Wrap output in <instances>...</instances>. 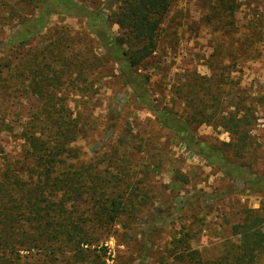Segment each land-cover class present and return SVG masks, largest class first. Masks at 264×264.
<instances>
[{
  "label": "trees",
  "instance_id": "trees-1",
  "mask_svg": "<svg viewBox=\"0 0 264 264\" xmlns=\"http://www.w3.org/2000/svg\"><path fill=\"white\" fill-rule=\"evenodd\" d=\"M23 1L34 11L20 17L8 38L0 40V102L6 104L7 96H37L42 107L14 127L7 122V106L0 107V130L5 125L22 141L18 155L0 158V264H106V249L92 248L89 224L119 223L133 229L131 223L147 203L146 193L133 187L131 178L137 174L123 170L122 177L108 178L98 162L88 165L82 160L74 142L88 133L89 118L75 116L69 102L70 94L92 91L94 78L115 75L116 65L136 106L146 108L189 151L242 191L263 196L259 207H243L231 236L213 246L194 247L192 240L203 227L194 220L183 223L168 244L171 259L165 254L163 264H264V147L253 133L259 124L256 97L230 77L234 69L227 65L211 68L209 76L187 73L178 88L187 114L168 108L154 95L152 70L158 63L153 59L173 0H120L111 18L102 7L89 10L75 0ZM206 1L210 21L233 17L241 6L237 0ZM53 14L84 17L85 28L53 26ZM114 24L120 35L112 31ZM201 124L222 127L230 140L200 139ZM124 140L110 153L111 160L123 157ZM189 182L186 173L174 171L170 188L182 196L180 211L192 198L223 196L191 192Z\"/></svg>",
  "mask_w": 264,
  "mask_h": 264
},
{
  "label": "rangeland",
  "instance_id": "rangeland-1",
  "mask_svg": "<svg viewBox=\"0 0 264 264\" xmlns=\"http://www.w3.org/2000/svg\"><path fill=\"white\" fill-rule=\"evenodd\" d=\"M75 1L93 11L102 7L107 18L112 17L120 3V0ZM262 3L264 0H257L253 5H241L233 17L210 21L206 18L210 13L208 1L173 0L160 27L158 49L153 59V63L158 65L152 70V84L154 95L161 103L184 115L187 111L178 88L187 79L189 71L209 76L213 67L227 65L233 68L230 77L238 79L258 102L259 124L253 133L264 147ZM33 11L34 6L23 0H0V40L8 38L20 17ZM251 19L254 21L250 22ZM50 22L53 26L65 24L78 31L85 28V18L73 15L53 14ZM112 31L116 35L121 34L117 24L112 25ZM2 52L0 50V55ZM114 73L113 76L94 78V89L89 93L81 96L70 94L69 102L75 116L82 114L89 118L90 126L88 133L74 145L81 151L85 163L98 162V167L108 178L122 177L123 170L131 175L136 173L137 177L131 178L133 187L139 193H146L147 203L131 223L132 230L119 223H90L92 248L106 249V264H139L141 261L143 264H163L167 257L170 258L168 244L183 223L194 220L195 224L203 227L192 240L194 247L207 248L230 237L232 225L241 219L240 210L246 206L259 207L263 196L242 191L241 185L227 180L220 170L207 166L171 130L162 127L146 108L134 104L118 77L117 65ZM223 88L228 93V85L224 84ZM5 106L7 122L14 127L41 109L42 100L37 96H7L6 104L0 102V107L4 109ZM197 134L208 142L213 139L230 140L229 133L222 127L209 124L198 125ZM123 138L120 150L123 157L111 160L110 153ZM21 144L22 141L4 125L0 130V158L6 154L18 155ZM140 147L141 152L138 153ZM147 167L150 168L149 174H146ZM175 170L190 177L187 190L219 193L222 198H192L180 211L182 196L172 193L170 188ZM145 174L146 178L142 179ZM126 183L123 180L121 184L126 186ZM144 240L147 241L146 247H143Z\"/></svg>",
  "mask_w": 264,
  "mask_h": 264
},
{
  "label": "built area",
  "instance_id": "built-area-1",
  "mask_svg": "<svg viewBox=\"0 0 264 264\" xmlns=\"http://www.w3.org/2000/svg\"><path fill=\"white\" fill-rule=\"evenodd\" d=\"M241 5H253L257 0H237ZM241 7V6H240ZM261 9H264V3L261 4Z\"/></svg>",
  "mask_w": 264,
  "mask_h": 264
}]
</instances>
